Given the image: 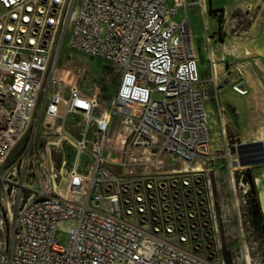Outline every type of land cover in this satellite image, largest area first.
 I'll return each instance as SVG.
<instances>
[{"label": "built area", "instance_id": "2783aa9c", "mask_svg": "<svg viewBox=\"0 0 264 264\" xmlns=\"http://www.w3.org/2000/svg\"><path fill=\"white\" fill-rule=\"evenodd\" d=\"M190 6L0 0V264H225L204 167L229 153L223 129L211 148ZM63 50L118 74L107 107L69 82ZM63 143L72 159L57 170Z\"/></svg>", "mask_w": 264, "mask_h": 264}, {"label": "rangeland", "instance_id": "374dc122", "mask_svg": "<svg viewBox=\"0 0 264 264\" xmlns=\"http://www.w3.org/2000/svg\"><path fill=\"white\" fill-rule=\"evenodd\" d=\"M186 1L192 4L187 14L194 42H199L202 57L198 71L203 79L205 108L211 114V148H222L220 131L223 129L225 154L229 153L225 159L204 167L213 188L217 213L223 217L219 225L221 254L225 264H264V236L253 230L247 222V208L243 202L244 191H248L249 186L244 185L243 181L240 182L239 174L244 168L234 163L233 155V149L238 144L256 142L264 137V90L257 83L264 80L257 81L252 72L257 69L254 60L250 62L247 70V67L240 65V57L227 56L222 45L226 35L225 29H245L250 22V15L236 11L232 16L236 17L237 23H223L231 20L230 13L225 14L224 9L232 4V0H204L203 14L201 0ZM210 9H222V23L217 16L210 13ZM204 23L208 34L213 36L212 63L208 62L207 55L201 50L205 34ZM67 40L68 37L65 41ZM62 54L66 56L65 69L69 82L75 83L86 94L95 93L102 107H107L113 98L118 74L99 60L69 50H63ZM238 84L247 86L249 92L246 95L238 93L235 90ZM72 154V147L66 143L55 148L50 147V163L59 170L65 159L69 166ZM160 160L164 164L161 170L171 171L179 168V164L173 166L167 156H162ZM68 227L67 223L60 224L54 237L56 243L64 247L67 245Z\"/></svg>", "mask_w": 264, "mask_h": 264}, {"label": "crops", "instance_id": "0c3cea01", "mask_svg": "<svg viewBox=\"0 0 264 264\" xmlns=\"http://www.w3.org/2000/svg\"><path fill=\"white\" fill-rule=\"evenodd\" d=\"M224 11L225 14L227 12L230 13L231 20L223 23H237L236 17L233 18L232 16L236 11L250 15V22L245 29H234V31L231 28L225 29L226 35L222 45L227 52L226 54H228L227 56H239L240 65L247 67V70L251 65L250 62L254 60L257 64V69L252 70V72L256 76L257 81L264 80V0H232V4ZM257 83L264 90V82ZM244 87L246 92L242 95H246L249 92L247 86L244 85ZM256 88L259 89L257 86ZM257 141L262 142L264 145V137L257 139ZM252 174L264 217V164L254 167Z\"/></svg>", "mask_w": 264, "mask_h": 264}, {"label": "trees", "instance_id": "16d2710c", "mask_svg": "<svg viewBox=\"0 0 264 264\" xmlns=\"http://www.w3.org/2000/svg\"><path fill=\"white\" fill-rule=\"evenodd\" d=\"M217 12H222V9H210V13L217 16L220 23H222L221 16L217 15ZM233 152L237 155L238 164L244 168L239 176L242 175V181L249 185V189L245 194L247 222L253 230L262 233L264 236V217L255 189L254 176L252 174V169L254 167L264 164L262 160L264 145L259 141L238 144L236 149H233Z\"/></svg>", "mask_w": 264, "mask_h": 264}, {"label": "water", "instance_id": "95a60500", "mask_svg": "<svg viewBox=\"0 0 264 264\" xmlns=\"http://www.w3.org/2000/svg\"><path fill=\"white\" fill-rule=\"evenodd\" d=\"M197 53H198V61H199V64H201L202 57H201V54H200L199 42L197 43ZM235 90L238 91L241 94H244L246 92L245 87H244L243 84L236 85L235 86Z\"/></svg>", "mask_w": 264, "mask_h": 264}, {"label": "bare ground", "instance_id": "6f19581e", "mask_svg": "<svg viewBox=\"0 0 264 264\" xmlns=\"http://www.w3.org/2000/svg\"><path fill=\"white\" fill-rule=\"evenodd\" d=\"M238 92V91H237ZM239 93V92H238ZM241 94V93H240Z\"/></svg>", "mask_w": 264, "mask_h": 264}]
</instances>
